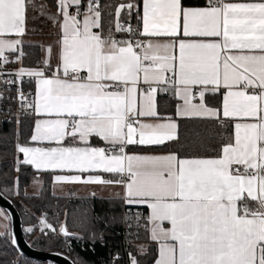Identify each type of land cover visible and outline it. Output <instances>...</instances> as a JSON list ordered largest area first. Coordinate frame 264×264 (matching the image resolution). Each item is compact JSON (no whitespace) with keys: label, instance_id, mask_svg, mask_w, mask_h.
<instances>
[{"label":"crops","instance_id":"1","mask_svg":"<svg viewBox=\"0 0 264 264\" xmlns=\"http://www.w3.org/2000/svg\"><path fill=\"white\" fill-rule=\"evenodd\" d=\"M211 1L132 0L126 9L140 10L147 40L137 54L131 40L101 35L98 11H79L82 0H57L61 19L39 24L51 36L27 31V0H0V56L21 59L24 44H39L50 70L33 85L32 143L19 147L38 172L26 194L52 173L56 196L146 208L154 264H264V174L231 173L264 169V0ZM75 70L82 80L70 78ZM173 77L176 118L160 117L159 90ZM219 93L221 109L208 106ZM184 118L232 120L233 144L208 159L129 149L174 140ZM122 174L124 183L114 178ZM245 201L256 209L243 214ZM10 229L0 208V232Z\"/></svg>","mask_w":264,"mask_h":264},{"label":"trees","instance_id":"2","mask_svg":"<svg viewBox=\"0 0 264 264\" xmlns=\"http://www.w3.org/2000/svg\"><path fill=\"white\" fill-rule=\"evenodd\" d=\"M130 2L132 0H82L78 10H97L101 35L115 36L117 20L134 22L139 16L140 10L131 12L126 9ZM121 6L124 8L119 11ZM57 10V0H27V31L33 35L51 36V31L40 28L39 24L59 21L61 16ZM117 37L126 40L122 36ZM21 53L22 64L26 68L37 67L42 59L39 44L26 43ZM11 55L15 58L18 56ZM178 103L172 90H159L160 117L176 118ZM206 103L221 109L222 93L207 95ZM34 124L35 116L32 114L19 124L0 126V190L17 207L23 220L26 240L35 249L61 253L75 264H154L158 247L150 240L146 208L127 205L122 197L56 196L52 189V173L45 174L38 195L26 194V188L38 172L21 162L19 147L32 143ZM233 142L232 120L184 118L178 119V135L174 140L157 146H133L129 149L139 153H175L181 159H208L220 157L223 148ZM244 204L248 209L247 214L256 209L249 201ZM136 210H141L145 217L138 216ZM42 218L55 230L66 225L73 236L65 238L44 231L40 224ZM141 247H145V250L141 251ZM0 264L50 263L21 256L12 243L11 235L0 232Z\"/></svg>","mask_w":264,"mask_h":264},{"label":"built area","instance_id":"3","mask_svg":"<svg viewBox=\"0 0 264 264\" xmlns=\"http://www.w3.org/2000/svg\"><path fill=\"white\" fill-rule=\"evenodd\" d=\"M224 0H213L210 2L211 6L223 7ZM117 36H122L128 40H131L135 46L134 52L140 53L147 43L144 35V26L142 18L136 19L134 22H118L115 27ZM118 37H114L110 42L114 43L118 40ZM41 69L40 73L33 71ZM50 75L49 66L43 60H41L37 67L26 68L23 64H19L18 59L10 54L0 56V126L3 124H19L22 119L33 114L35 91L34 83L36 80L47 77ZM70 78L75 80H82L83 74L79 70L73 71ZM175 87V78H171L167 89L172 90ZM130 88V84H124L123 86H114L112 92L119 93L124 92ZM150 90V88H148ZM194 99H198L197 92L193 93ZM131 123V120H128ZM109 151V150H108ZM231 173L237 175H253L261 176L264 174V169H258L257 171L249 170L243 165H233L231 167ZM115 180L121 183L127 181V175H115ZM243 214H246V209H243ZM138 216H144L141 210H136ZM58 218V216L56 215ZM146 220V218H145ZM41 228L44 231L51 232L53 234H61L62 227L55 230L48 224L44 218L40 219ZM132 263V261H130Z\"/></svg>","mask_w":264,"mask_h":264},{"label":"water","instance_id":"4","mask_svg":"<svg viewBox=\"0 0 264 264\" xmlns=\"http://www.w3.org/2000/svg\"><path fill=\"white\" fill-rule=\"evenodd\" d=\"M0 208H2L10 218V235L12 243L18 253L36 262H47L50 264H75L69 257L57 252H45L35 249L25 238L22 217L12 200L7 198L0 190ZM61 234L65 238L73 236L66 225L62 226Z\"/></svg>","mask_w":264,"mask_h":264},{"label":"rangeland","instance_id":"5","mask_svg":"<svg viewBox=\"0 0 264 264\" xmlns=\"http://www.w3.org/2000/svg\"><path fill=\"white\" fill-rule=\"evenodd\" d=\"M17 59H18L19 64H21L22 62H21L20 57H18ZM7 215H8V214H7ZM9 219H10V218H9ZM10 230H11V229H10Z\"/></svg>","mask_w":264,"mask_h":264}]
</instances>
